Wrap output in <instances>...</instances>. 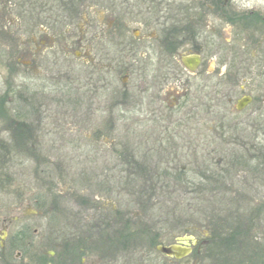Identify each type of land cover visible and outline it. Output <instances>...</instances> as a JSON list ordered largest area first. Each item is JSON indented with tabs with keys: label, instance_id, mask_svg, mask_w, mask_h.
<instances>
[{
	"label": "flooded vegetation",
	"instance_id": "obj_1",
	"mask_svg": "<svg viewBox=\"0 0 264 264\" xmlns=\"http://www.w3.org/2000/svg\"><path fill=\"white\" fill-rule=\"evenodd\" d=\"M20 5L22 8L17 12ZM18 20L26 22L29 32L19 33ZM1 49L2 57L16 56V63L35 74L42 72L43 60L50 57L72 58L80 63L87 75L86 82L82 84L79 80L77 85L81 93L90 95L89 123L94 135H100L99 131L95 132L98 128L94 115L98 112L111 114L110 133L120 128L113 118L116 112L137 114L140 125L154 124V141L160 149L167 147L158 158L162 163L199 161L200 158L192 156L199 151L197 146L206 148L209 144L211 120L218 119L222 124L219 127L224 129L232 120L228 118L250 111V116L256 119L264 109V98L258 107L253 88L248 91L246 86L264 80L262 0H0ZM225 50L228 53L222 54ZM55 52L58 54L51 56ZM220 56L221 60L226 58V64L218 65L215 60V69L211 70L209 59ZM4 65L8 66L9 62ZM215 102L217 105H213ZM228 104L234 107V115L224 113ZM83 110L80 108L79 113ZM217 111L222 114L216 115ZM80 124L83 127L86 122L81 118ZM211 129L219 130L218 126ZM93 139L97 148L102 140ZM111 142L119 144L116 139ZM172 146L174 149L169 152ZM105 157L112 172L125 160L124 169L129 177L128 157L112 149ZM103 176L102 181L83 174L81 182L92 185L98 193L107 192L113 180L108 173ZM139 179L143 183L142 175ZM140 192L144 193L145 188ZM78 198L76 194L72 200L89 210L91 225L86 229L87 225L82 224L86 215L79 213L72 227L69 216L74 213L60 206L65 224L57 237L51 239L46 234L48 226H42L44 234L39 239L37 230L33 235L13 233V225L25 219L17 216L20 210L14 205L7 211L11 216L6 215L0 221V264H34V255L39 256L35 248H39L38 253L46 249L51 264H117L122 256L135 255L138 263L144 264L143 245L126 238L121 230L127 226L120 218L126 216L125 210L104 209L101 200L92 196ZM34 204L43 206L45 202ZM97 209L107 217L100 216L97 221ZM116 216L119 217L115 219ZM128 216L136 220L141 213L128 212ZM119 223L123 226L120 233L115 229ZM184 238L174 245H164L158 237L153 250L177 262L156 248L181 246ZM204 245L207 240L200 245L197 242L193 248ZM49 247L53 248L52 252Z\"/></svg>",
	"mask_w": 264,
	"mask_h": 264
},
{
	"label": "rangeland",
	"instance_id": "obj_2",
	"mask_svg": "<svg viewBox=\"0 0 264 264\" xmlns=\"http://www.w3.org/2000/svg\"><path fill=\"white\" fill-rule=\"evenodd\" d=\"M21 8V5L18 6L17 12ZM17 26L19 33L29 32L26 22L18 20ZM22 38L24 41L25 36ZM257 52L260 53L259 50ZM227 53L228 50L222 52ZM11 58L0 55V221L17 204L16 209L20 210L17 216H25V219L13 225V233L33 235L37 230L39 239L44 234L42 226H48L46 234L50 239L57 237L62 224H65L60 206L74 213L69 216L72 227L76 215L85 214L82 224L88 229L91 225L89 219L92 218L89 210L80 204L85 208L83 212V208L72 200L74 195L79 194V198L92 196L100 199L104 209L117 207L118 211L125 210L126 216L121 215L120 218L123 225L124 222L127 224L126 228L119 223L115 229L120 233L119 229L123 227L121 230L126 238L128 236L134 243L143 245L142 250L146 253L144 264H216L214 255L207 248L209 239H213L208 224L227 215L245 220L251 218L254 225L248 231L251 240L253 236L264 239V109L256 119L250 116V111L237 118H228L232 120L224 129L219 127L222 124L218 119L211 120L210 127L218 126L219 130L215 132L210 128L209 144L206 148L197 146V156L194 154L192 158L198 157L199 161L162 163L158 158L167 147L160 149L154 141V124H147L149 127L140 125L137 114L116 112L113 118L120 128L110 133L111 126L108 124L111 114L98 112L94 115L98 129L94 131H99L100 135H94L92 123H89L90 95L82 94L77 85L79 80L82 84L86 82L87 75L80 63L72 58L66 60L58 56L59 59L55 60L50 57V60H43L42 72L35 74L16 63V56ZM225 59L212 57L209 59L210 69H215V60L218 65H224ZM6 62H9L8 66L4 65ZM246 86L248 91L253 88V96L260 107L264 98V80ZM80 108L84 109L81 114ZM224 113L234 115V107L225 105ZM221 114V111L216 113ZM81 118L86 122L83 127ZM242 122L243 125H238ZM19 125H24L26 130L23 131ZM143 132L146 135L144 138ZM94 137L102 140L97 148ZM112 139L119 144H112ZM111 149L128 157L129 177L124 169L125 160L120 161L117 170H110L111 163H107L105 156ZM172 149L173 146L168 151ZM112 166L115 167V163ZM106 173L113 180L107 192L98 193L91 188L92 185L81 182L83 174L99 177L103 181ZM139 175L144 177L143 183ZM121 188L123 192H119ZM142 188H145L146 194L140 192ZM147 189L154 194L150 202ZM36 201L45 204L35 206ZM97 212V221L100 216L107 217L98 209ZM128 212L144 216H136L139 220H135L128 216ZM236 235L239 236L235 233L231 237ZM190 236L198 245L207 240V245L201 246L205 248L201 249L203 255L207 253L202 261L195 256L201 247L193 248L194 254L177 262L167 260L152 250L151 243L158 237L162 238L164 245H174ZM38 250H34L39 256L34 255L33 263L51 264L49 255L44 252L46 249L42 253ZM48 250L52 252L53 248ZM228 254L231 253L224 251L221 258H226ZM236 263L241 264L239 261ZM117 264L140 263L138 255H135L122 256Z\"/></svg>",
	"mask_w": 264,
	"mask_h": 264
},
{
	"label": "trees",
	"instance_id": "obj_3",
	"mask_svg": "<svg viewBox=\"0 0 264 264\" xmlns=\"http://www.w3.org/2000/svg\"><path fill=\"white\" fill-rule=\"evenodd\" d=\"M21 126L23 131L26 130L24 125H19L18 127L21 128ZM146 191L150 202L154 194H151L148 189ZM208 225L211 228V230H208L212 234L213 239H209L210 245L207 248L208 251H211L210 254L214 255L216 264H238L236 261L241 264H264V239L260 240L253 236L254 239L252 241L251 235L248 233L251 227L254 226L251 218L245 220L237 216L227 215L224 219L212 221ZM234 228L236 229L233 230ZM235 233L239 234V236L236 235L235 238H232L231 234ZM156 243V240L152 241V250ZM201 249L205 248L201 247L200 253L196 252L197 254L195 255L200 261L203 259ZM224 251L231 254L226 255V258L222 259L221 256Z\"/></svg>",
	"mask_w": 264,
	"mask_h": 264
},
{
	"label": "water",
	"instance_id": "obj_4",
	"mask_svg": "<svg viewBox=\"0 0 264 264\" xmlns=\"http://www.w3.org/2000/svg\"><path fill=\"white\" fill-rule=\"evenodd\" d=\"M245 101H243V102H245ZM191 243L193 246L191 245ZM196 244H197V242H196L195 238L190 236V237L184 238L183 241L180 242L181 246H178V245L177 246H170V247L158 246L156 249L158 252H160L166 256L174 257L177 260H182L192 253L193 247Z\"/></svg>",
	"mask_w": 264,
	"mask_h": 264
}]
</instances>
